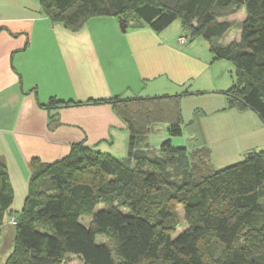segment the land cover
I'll use <instances>...</instances> for the list:
<instances>
[{
    "label": "trees",
    "instance_id": "16d2710c",
    "mask_svg": "<svg viewBox=\"0 0 264 264\" xmlns=\"http://www.w3.org/2000/svg\"><path fill=\"white\" fill-rule=\"evenodd\" d=\"M38 3L52 23L70 31L96 16L139 18L154 32L180 19L182 30H190L192 38L208 41L215 59L233 64L234 79L223 92L228 107L250 109L264 125V0ZM240 9L246 16L239 42L222 45L213 41L230 28L222 17ZM181 96L88 100L110 104L125 124L128 157L116 159L76 144L60 161L33 159L24 206L13 214L17 217L15 238L4 264H64L67 255L79 257L83 264H264V151H250L240 161L215 169L211 151L202 143L200 127L194 122L191 134L197 137V148L188 159L187 149L171 142L183 131ZM81 103L51 97L42 106L59 109ZM154 122L167 124L169 138L161 141L159 154L149 159L134 145ZM144 159L160 170L134 168ZM12 201L8 173L0 161V224L6 213L12 215ZM99 204L103 206L97 210ZM145 204L153 207L154 217L147 215ZM176 206H181L188 225L173 237L178 225ZM82 218L88 219V225ZM97 236L107 237L112 251L97 242ZM204 239L209 242L202 247Z\"/></svg>",
    "mask_w": 264,
    "mask_h": 264
},
{
    "label": "crops",
    "instance_id": "0c3cea01",
    "mask_svg": "<svg viewBox=\"0 0 264 264\" xmlns=\"http://www.w3.org/2000/svg\"><path fill=\"white\" fill-rule=\"evenodd\" d=\"M168 27L154 32L144 25L121 32L116 24L102 41L82 38L52 23L38 0H0V161L8 173L12 212L20 210L13 205L22 206L28 194L33 159L60 161L76 144L116 159L128 157L129 131L111 105L87 102L148 91L144 83L164 69L160 63L139 65L138 57L151 52L159 59L156 51L168 47L182 31L181 26L179 31ZM225 90L217 91L219 110L195 118L214 167L217 157L220 164H228L250 151H264L263 123L250 109L228 107ZM150 94L155 93L145 97ZM51 97L82 103L44 108ZM8 220L6 213L0 227V264L15 238Z\"/></svg>",
    "mask_w": 264,
    "mask_h": 264
},
{
    "label": "rangeland",
    "instance_id": "374dc122",
    "mask_svg": "<svg viewBox=\"0 0 264 264\" xmlns=\"http://www.w3.org/2000/svg\"><path fill=\"white\" fill-rule=\"evenodd\" d=\"M245 16L246 14L242 9L234 12L232 11L229 12V14L224 15L222 19L230 23V28L222 38L217 40L214 38L213 41H216L222 45L238 43L240 39V25ZM116 24L120 28L119 18L115 16H96L90 18L89 21L87 20L84 25L76 31H70L64 27L63 28L68 32H71V34H77L78 32L76 36L82 38L92 37L95 38V40L99 38L102 41L103 38L106 39L107 37L111 36L113 27ZM180 26V19H176L170 24L168 30L179 31ZM129 32L125 33L124 36H129ZM167 32L169 31H166V33ZM175 35L176 37L173 41L171 40V44L167 45L168 47L161 48L160 50L156 51L160 55L159 59L156 58V54L150 55L151 52H146V54L140 55V57H138L139 65H144L146 64V62H148L152 63V65L154 66L160 63L161 68L164 70L161 71L160 74H157V72H155L154 78L144 83L145 85L147 84L149 90L144 91L143 94L140 93L136 96L145 97L146 93H155L150 94L152 96L175 94L182 95L180 97L179 106L183 133L180 137H172L171 142L177 146H184L187 149L188 159H192L193 156H191L190 152L193 153L195 148H197L196 144H194L197 141V139H194L196 135L191 134V131H194L193 127H191L193 126L192 123L195 124L194 122H196L197 117L201 116L204 113H209L213 110H219L218 105H220L222 100L220 101L218 92L219 90H225L231 86L235 75V68L230 61L215 59L209 49L208 41L199 36H195L192 38L193 34H191L190 30L185 29L182 30L180 34L176 33ZM179 38H183V41H180ZM52 53H54V51H51V54ZM151 59H153L152 62L150 61ZM164 66L168 67L170 70L165 69ZM110 68L113 69L112 66H110ZM203 89H206L208 91ZM201 90L206 91V93L202 94L203 92H200ZM128 95V97L131 96L130 94ZM225 104H227V102ZM158 111L161 112L160 110ZM156 117H158L157 119H161V117L159 116ZM167 138H169L167 133V124L164 122H154L148 125L142 137L137 138L134 149L147 155V158L150 159L152 156L159 154V145L161 141ZM238 160H232L234 162H229L228 164H220L219 158L217 157V160L215 158L214 163L216 166L215 169H221L238 162ZM170 167L171 166H167L165 170H169ZM134 168H137V170H160L157 165L151 163V161H148L146 159H144L143 162L137 167L134 166ZM104 182L107 183L106 180ZM23 206L24 203L22 206L15 204L13 205V209L22 210ZM102 206V204H99L96 209L98 210ZM143 206V208L147 211V215H149L150 218L154 217V213H152L151 211L153 207L147 204ZM20 210H18L17 212H19ZM174 210L178 220V225L175 229L176 232L173 237L184 230L188 225L181 206H176ZM17 212H11L12 215L7 213V217H9L8 223H10V218L12 216L16 220ZM13 213H16V215H13ZM82 222L85 225H88L89 221L87 218H82ZM2 224L3 222L0 224V227L2 226ZM96 240L99 243L107 244L109 249L112 251L111 242L107 239V237L97 236ZM206 242L209 241H207V239H204L201 246L203 247L204 243ZM1 254L2 253L0 252V256ZM112 256L115 258L114 253H112ZM2 261L5 262L6 260L2 259ZM64 262V264H83L82 260L74 255H67L64 258ZM139 264L170 263L168 261H159L152 263L149 261H141Z\"/></svg>",
    "mask_w": 264,
    "mask_h": 264
},
{
    "label": "water",
    "instance_id": "95a60500",
    "mask_svg": "<svg viewBox=\"0 0 264 264\" xmlns=\"http://www.w3.org/2000/svg\"><path fill=\"white\" fill-rule=\"evenodd\" d=\"M119 26L121 31L125 32L128 27L142 28L144 26V22L139 18L119 19Z\"/></svg>",
    "mask_w": 264,
    "mask_h": 264
},
{
    "label": "built area",
    "instance_id": "2783aa9c",
    "mask_svg": "<svg viewBox=\"0 0 264 264\" xmlns=\"http://www.w3.org/2000/svg\"><path fill=\"white\" fill-rule=\"evenodd\" d=\"M182 39L183 38H179L180 41H183ZM10 223H12L13 225H15V223H16V220L13 216L10 218Z\"/></svg>",
    "mask_w": 264,
    "mask_h": 264
}]
</instances>
